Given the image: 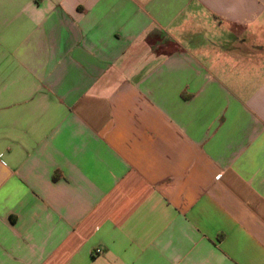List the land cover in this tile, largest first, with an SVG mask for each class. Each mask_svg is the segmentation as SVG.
<instances>
[{
  "label": "crops",
  "instance_id": "obj_1",
  "mask_svg": "<svg viewBox=\"0 0 264 264\" xmlns=\"http://www.w3.org/2000/svg\"><path fill=\"white\" fill-rule=\"evenodd\" d=\"M0 264H264V0H0Z\"/></svg>",
  "mask_w": 264,
  "mask_h": 264
},
{
  "label": "built area",
  "instance_id": "obj_2",
  "mask_svg": "<svg viewBox=\"0 0 264 264\" xmlns=\"http://www.w3.org/2000/svg\"><path fill=\"white\" fill-rule=\"evenodd\" d=\"M101 253V249H95V254L99 255Z\"/></svg>",
  "mask_w": 264,
  "mask_h": 264
}]
</instances>
